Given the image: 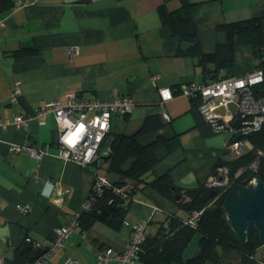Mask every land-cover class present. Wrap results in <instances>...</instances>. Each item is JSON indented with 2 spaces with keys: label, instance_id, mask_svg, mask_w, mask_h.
I'll return each mask as SVG.
<instances>
[{
  "label": "crops",
  "instance_id": "obj_1",
  "mask_svg": "<svg viewBox=\"0 0 264 264\" xmlns=\"http://www.w3.org/2000/svg\"><path fill=\"white\" fill-rule=\"evenodd\" d=\"M13 1V7L0 11L4 21L0 27V229L16 223L31 242L49 244L57 228L81 213L96 174L129 189L136 186L135 180L109 172L103 164L83 167L52 155L37 160L10 150L11 143L49 144L56 153L60 132L54 113L40 121L36 112L51 102L65 104L71 94L102 100L115 94L130 96L135 109L127 117L112 116L110 136L133 134L148 116L160 115L165 121L160 133L167 138L179 134L182 147L173 153L164 145L157 147L159 161L152 176L169 172L174 183L185 189L210 182L216 154L226 149V139L202 132L190 99L174 93L163 100L159 92L203 81L196 59L177 55L181 41L158 13L161 4L172 10L179 7V0H23L19 6L21 0ZM191 1L197 3L193 17L205 52L226 41L220 29L225 23L261 17L264 30V0ZM73 47L77 53L71 56L68 50ZM21 49L32 53H17ZM258 67L250 46L236 48L234 76ZM15 85L20 87L17 95ZM18 114L30 119L27 126L13 124ZM158 133L141 136L140 141L149 143ZM19 205L30 206L31 211L23 214ZM173 214L186 215L173 200L139 185L127 221L131 226L144 222L146 233L154 234L158 223ZM4 238L0 245L7 261L24 253L27 259L20 264H32L31 251L13 245L10 236ZM130 238L129 225L116 231L96 222L85 232L77 229L50 262L61 264L72 257L81 264H117ZM105 248H113L115 255L98 262L97 251ZM258 258L257 264H264L262 252Z\"/></svg>",
  "mask_w": 264,
  "mask_h": 264
},
{
  "label": "trees",
  "instance_id": "obj_2",
  "mask_svg": "<svg viewBox=\"0 0 264 264\" xmlns=\"http://www.w3.org/2000/svg\"><path fill=\"white\" fill-rule=\"evenodd\" d=\"M179 1V7L172 10H169L165 4H161L158 7V13L161 22L168 25L173 35L181 41L177 55L196 59L203 75V81L200 83L233 76L235 51L239 46H250L259 66L264 70V30L261 17L221 25L220 29L227 36L226 41L217 44L213 51L205 52L201 48L199 30L193 17L197 3L191 0ZM13 5V0H0V11L8 10ZM17 53L28 54L32 53V50L21 49ZM189 83L191 82L185 84ZM181 85H178V88H172L175 90V94L180 95ZM253 91L256 97H264V79L253 87ZM188 99L191 101V110L197 115V126L205 135L224 132H216L212 123L201 114L199 107L202 98L197 96ZM128 115L123 116L127 117ZM164 127L163 118L155 114L148 116L142 126L133 134L116 133L110 136L109 133L106 136L102 144V151L109 148L110 153L103 155L101 152L98 160L90 166L106 165L107 171L135 180L136 186L127 191L128 197H124L120 192H117V189L124 187V183L116 181L105 185L101 194L95 195L96 200L91 210H82L80 214H77L79 219L77 229L85 232L94 223L102 222L113 230H120L128 222L130 204L137 188L141 185L150 187L173 200L186 215H170L166 220L158 223L154 234L146 233L145 229L144 240L137 253V261L140 264H185L182 257L183 252L198 232L203 235L199 247L201 253L187 264H206L207 262L212 264H257V251L262 245L258 233L254 232L252 244L242 241L229 225L222 206L227 194L235 184L247 185L255 178L264 182V124L259 130L243 131L240 138L236 137V132L231 131L232 134L227 141L225 152H230L228 145L238 139L242 142H249V146H245L241 154H233L234 157L231 159L224 158L221 155L222 150L220 154H216L213 174L219 179L220 177L227 178L226 184L210 185L205 182L193 189H185L176 185L169 172L156 176L151 174L159 161L155 154L157 147L164 145L168 153H173L182 147L179 134L167 138L160 133ZM242 127L243 121L240 120L235 129ZM152 132H159L153 141L149 143L140 141L141 136ZM129 159L135 161L127 172H122L121 167ZM220 168L225 170L224 174L218 171ZM194 212L200 214L193 226L187 222L186 217L192 216ZM129 226L132 234L133 226ZM233 256L238 259L235 263L229 261V258ZM25 259H27V255L23 253L11 263L20 264Z\"/></svg>",
  "mask_w": 264,
  "mask_h": 264
},
{
  "label": "built area",
  "instance_id": "obj_3",
  "mask_svg": "<svg viewBox=\"0 0 264 264\" xmlns=\"http://www.w3.org/2000/svg\"><path fill=\"white\" fill-rule=\"evenodd\" d=\"M25 2L19 1L17 5H22ZM4 25V21L0 20V27ZM71 56L77 53V48H69ZM153 79L157 76L153 75ZM264 79V70L262 67L256 68L254 71L243 76H230L227 78L211 81L208 83L191 82L189 84H182L179 88L180 95L192 98L200 97L202 102L200 104V112L204 118L210 121L216 130L234 131L237 138H240L243 131L259 130L264 124V97H256L253 87L261 83ZM14 94L20 92L19 85L14 86ZM163 100L171 99L174 91L171 88H162L159 90ZM234 102L238 106V122L243 121L241 129H235L232 122L235 117L228 111L225 115L218 114L215 110L221 106L227 108V105ZM136 103L130 96H121L115 94L110 100H102L98 98L85 99L78 94H71L67 98L65 104L51 102L46 106L40 108L36 112L35 118L43 121L49 113H54L59 128V141L57 143V152L50 150L49 144L32 145L11 143L10 150L18 153H26L37 160H41L47 155L56 156L65 160L76 162L77 164L87 167L93 164L102 152L103 155H108L110 149L106 148L102 151V144L111 130V119L114 114L125 115L131 114L135 109ZM165 120L169 119L167 115ZM247 118V120H245ZM30 119L24 114L15 116L13 124L17 128L27 126ZM237 122V123H238ZM9 122L3 124L7 126ZM249 146V142H242L235 139L228 145V149L234 155H239L243 152L244 147ZM221 174L225 173L223 168L218 170ZM211 184H226L227 178L221 182L217 176L210 179ZM110 185L109 180L96 174L95 182L90 196L85 200L83 209L85 211L91 210L96 198L95 195L101 194L103 187ZM129 188L122 187L117 189L122 196L128 197L127 191ZM18 210L23 213L31 211L30 206H17ZM153 210L157 209L152 206ZM199 212H194L192 216H187V222L190 225H195L199 217ZM186 220V219H185ZM79 224L78 215L69 218L67 223L55 230L53 241L47 244L45 241L31 242L35 247L46 248V251L40 254L33 260L32 264H52L50 257L56 251L62 249L77 230ZM126 225H130L126 222ZM146 223H138L133 226L131 238L127 247L120 253L117 264H137L138 251L142 241L144 240ZM115 250L113 248H105L97 251L98 262L105 263L113 259ZM0 264H11L4 256L0 245ZM61 264H81L78 259L66 257Z\"/></svg>",
  "mask_w": 264,
  "mask_h": 264
},
{
  "label": "water",
  "instance_id": "obj_4",
  "mask_svg": "<svg viewBox=\"0 0 264 264\" xmlns=\"http://www.w3.org/2000/svg\"><path fill=\"white\" fill-rule=\"evenodd\" d=\"M228 111L235 117L232 126L238 122V106L231 102L227 108L221 106L216 113L225 115ZM227 153V152H226ZM134 159H129L122 167V172H127ZM223 210L227 221L236 235L247 244H252V237L256 231L259 241L264 245V182L261 179H253L247 185L235 184L227 194L223 202ZM11 237V243L32 252V259H36L46 251V248L35 247L27 241L25 232L16 224L8 223L0 229V240ZM203 239L201 233H196L183 252V261L187 264L191 259L197 258L200 251V243Z\"/></svg>",
  "mask_w": 264,
  "mask_h": 264
},
{
  "label": "rangeland",
  "instance_id": "obj_5",
  "mask_svg": "<svg viewBox=\"0 0 264 264\" xmlns=\"http://www.w3.org/2000/svg\"><path fill=\"white\" fill-rule=\"evenodd\" d=\"M232 134V132L231 131H224V132H222V133H220V134H218L219 136H221V137H223V138H225L226 140V142L228 141V139H229V137H230V135ZM222 156L224 157V158H226V159H231V158H233L234 157V155H233V153L232 152H225V149L224 150H222ZM105 166H103L102 168H104ZM105 169H106V167H105ZM102 172L104 173V170H102ZM59 251V250H58ZM53 256V255H52ZM52 256L50 257V261L52 262ZM261 256V251H258L257 252V257H260ZM229 261L230 262H237L238 261V259H237V257L236 256H233V257H230L229 258ZM137 264H140V263H137ZM206 264H212L211 262H207Z\"/></svg>",
  "mask_w": 264,
  "mask_h": 264
},
{
  "label": "flooded vegetation",
  "instance_id": "obj_6",
  "mask_svg": "<svg viewBox=\"0 0 264 264\" xmlns=\"http://www.w3.org/2000/svg\"><path fill=\"white\" fill-rule=\"evenodd\" d=\"M226 178H224V177H220V181L221 182H223L224 180H225ZM227 181H228V179H227ZM210 185H216V184H211L210 182H208ZM258 251H261L262 252V254H264L263 252H264V245H261V247H259V249H258ZM257 251V252H258ZM256 257H257V255H256ZM258 258V257H257ZM258 260H260L259 258H258Z\"/></svg>",
  "mask_w": 264,
  "mask_h": 264
}]
</instances>
